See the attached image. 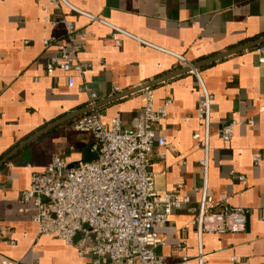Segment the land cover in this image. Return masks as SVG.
<instances>
[{
    "label": "crops",
    "instance_id": "crops-1",
    "mask_svg": "<svg viewBox=\"0 0 264 264\" xmlns=\"http://www.w3.org/2000/svg\"><path fill=\"white\" fill-rule=\"evenodd\" d=\"M130 34L111 38L112 29L97 20L48 0H0V264H92L89 253H78L81 233L70 244L38 231L31 205L20 210L19 196L33 171L45 168L54 154L69 162L90 161L95 153L90 132L73 129L75 118L41 130L68 114L93 106L102 122L119 116L129 127L144 102V89L116 100L107 98L185 66L264 38V0H68ZM63 19L86 32L77 61L84 68L67 86L66 76L46 64L62 46H69ZM44 40H50L44 45ZM262 44V43H261ZM257 44L198 68L212 93L210 151L207 170L209 215L201 233L192 223L197 215L203 174V151L193 134H203L196 118L197 81L192 72L156 83L154 105L170 99L166 117L155 125L165 137V154H150L155 189L187 198L155 228L163 244L154 253L165 263L187 258V264H264V66ZM93 103V104H92ZM90 111V112H91ZM80 116V115H79ZM239 124L224 142L220 126ZM261 154L255 165L252 155ZM243 175L244 181L237 176ZM227 199V205L222 199ZM246 209L242 226L222 228V212ZM108 264L107 259L101 260Z\"/></svg>",
    "mask_w": 264,
    "mask_h": 264
},
{
    "label": "built area",
    "instance_id": "built-area-1",
    "mask_svg": "<svg viewBox=\"0 0 264 264\" xmlns=\"http://www.w3.org/2000/svg\"><path fill=\"white\" fill-rule=\"evenodd\" d=\"M51 5L63 4L71 11L92 20L107 24L111 38L117 42L118 34L130 36L125 30L106 23L98 16L79 10L68 0H48ZM69 46H62L46 64L47 74L57 67L66 76L68 87L74 84V74H81L84 66L77 61V54L84 47L86 32L75 28L71 20L63 19ZM50 40H44L49 45ZM258 62L264 66V42L257 48ZM173 55L185 67L191 68L197 81L196 118L203 126V134L195 133L193 138L200 142L203 158L199 161L203 184L199 188L200 201L197 215L192 223L199 234L205 218L209 215V188L207 170L210 151V118L212 93L208 90L198 69L183 55ZM93 104V103H92ZM170 99L157 107L152 90L144 89V102L132 117L129 127L122 126L119 116L110 119L108 125L102 122L99 111H91L75 118L72 127L93 135L91 150L95 153L90 161L69 162L64 156L54 154L45 168L33 171L29 186L19 196L20 210L31 205L34 212L31 219L38 226L39 233L55 236L70 244L76 233L82 237L77 243L78 253H89L92 264H168L154 253V248L163 244L155 228L166 224L172 213L180 208L187 198H180L174 192H159L155 189L154 176L150 170V154L154 146L159 157L165 154L166 140L156 135L155 125L166 117ZM252 124L249 119H232L218 129L224 142L233 136L239 124ZM255 165L261 163V154L252 155ZM244 181L243 175L237 176ZM227 205V199L221 200ZM246 209L228 208L222 212V228L245 223ZM170 264H187V258Z\"/></svg>",
    "mask_w": 264,
    "mask_h": 264
},
{
    "label": "water",
    "instance_id": "water-1",
    "mask_svg": "<svg viewBox=\"0 0 264 264\" xmlns=\"http://www.w3.org/2000/svg\"><path fill=\"white\" fill-rule=\"evenodd\" d=\"M263 42H264V38L259 39V40H257V41L252 42V43H249V44H245V45L239 46V47L234 48V49H232V50H228V51H226V52H224V53H221V54H219V55H217V56H215V57H213V58H210V59L204 60V61H202V62H199V63L193 64V68L198 69V68L201 67L202 65L207 64V63H209V62H212V61H214V60H216V59H219V58H221V57L227 56V55H229V54H231V53L238 52V51L243 50V49H245V48H248V47H251V46H254V45H257V44H261V43H263ZM190 69H191V68H189V67H185V68H183V69H181V70H179V71H177V72H174V73H171V74H169V75L162 76V77H160V78H158V79H155V80H153V81H150V82L144 83V84H142V85H140V86H138V87H136V88H132V89H130V90H126V91H123V92H121V93L115 94V95H113V96L107 98L106 100L100 102V104H97V105H95V106L102 105V104H104V103H106V102H110V101H112V100H116V99H118V98H120V97H123V96L129 95V94H131V93H133V92H136V91H139V90L145 89V88L150 87V86H152V85H154V84H156V83H159V82H161V81L167 80V79H169V78L175 76V75L178 74V73L188 72ZM92 109H93V106H88V107H86V108H84V109H81V110H78V111L72 112V113L68 114L67 116H65L64 118H62L61 120H59L58 122H55V123L52 124L51 126H49V127L45 128V129L41 130L40 132H38L37 134H35L33 137H37L38 135H40V134H42L43 132H45L46 129L48 130L50 127H52V126L58 124L59 122H63V121H66V120H69V119L75 118V117H77V116H79V115H82V114L88 113V112H90Z\"/></svg>",
    "mask_w": 264,
    "mask_h": 264
}]
</instances>
